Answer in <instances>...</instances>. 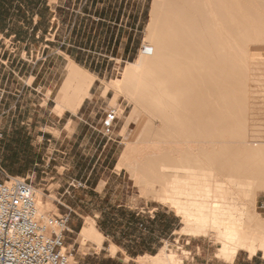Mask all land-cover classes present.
Returning <instances> with one entry per match:
<instances>
[{
	"label": "bare ground",
	"instance_id": "obj_1",
	"mask_svg": "<svg viewBox=\"0 0 264 264\" xmlns=\"http://www.w3.org/2000/svg\"><path fill=\"white\" fill-rule=\"evenodd\" d=\"M142 46L111 84L135 102L122 129L134 131L117 166L138 170L147 188L155 182L166 187L154 191L181 215L184 230L195 236L213 232L227 261L240 250L264 251V220L254 207L264 191V109L254 111L262 105L250 86L264 81V0H155ZM95 80L70 60L56 97L58 115L77 113ZM34 191L47 215L44 191ZM245 211L255 214L244 221ZM84 225L82 240L103 245L94 219ZM138 259L181 264L166 246Z\"/></svg>",
	"mask_w": 264,
	"mask_h": 264
},
{
	"label": "rangeland",
	"instance_id": "obj_2",
	"mask_svg": "<svg viewBox=\"0 0 264 264\" xmlns=\"http://www.w3.org/2000/svg\"><path fill=\"white\" fill-rule=\"evenodd\" d=\"M46 1L0 0V100L4 104V101L8 98L7 109L17 97L13 91L24 85L17 77L19 75L27 76L29 74L28 64H32L33 59L37 60L43 56V52L39 57L37 56L38 52L35 56L32 54L34 37L38 41V43L36 42L37 46L42 43H52L51 47L57 48L59 35L55 37L56 40H52L57 28V19L53 22V12ZM51 1L55 8L56 0ZM154 1L149 0L147 6L149 11L145 23L142 24L143 28L140 32L142 45L149 33ZM51 28L53 30L51 34L43 35L41 33L39 38L36 37L38 30L45 31L44 29ZM82 43H85V40H82ZM50 50L48 48L45 55ZM139 54L133 56L130 61L125 62L120 60L108 62V58L105 57V64L99 63V66L89 63L81 64L90 71H95L103 65V72L106 73V77L98 79L92 89V93L95 94L96 106L85 117L88 122L83 121L73 135L74 138H80L81 144L75 146L67 144L63 146L60 144L46 145L45 143L32 144L38 142L39 136L43 134L46 135V138L53 137L52 133L60 135V130L57 127L53 128L52 125L53 117L58 115L54 108L57 103L56 97L59 86L52 95L50 89H47L48 82L40 93L34 92L31 95L28 91L23 96L25 102L22 108L23 114L19 117L17 125L15 121L12 123L14 111L11 112L8 118L6 115H0V127L4 131L3 139L0 140L1 165L6 173L11 176L27 178L29 181L32 180L34 187L44 191L46 208L49 206L46 212L48 216L70 214V230L65 235L64 243L70 255L71 264H97L99 261H103L105 255L109 252V249H107L109 242L107 241L101 245L96 240L89 239L85 242L82 240L80 232L88 218L94 219L95 225L102 234L104 230L109 232L113 240L123 246L131 244L130 240L139 237L141 232L144 231L139 225L137 226L138 218L148 220L150 224L154 225L156 231L152 241L155 242L153 244L156 248L155 252L143 253L142 251L147 249L149 245H144L139 241L131 248L126 246L133 254L129 253L130 255H128L125 251L118 254L121 264H141L138 259L140 255H157L164 246H166L167 253H174L178 256L181 264H193L194 248L198 245L203 246V249H208L209 255H213L215 258L213 262H217L219 259H224L219 254L223 245L215 239L213 232L206 236L188 234L184 230L186 223L181 215L177 214L174 207L172 208L171 205L160 200L154 191L156 188L161 190L166 187L162 188L160 182H155L149 184L147 188L141 182L138 170L134 172L126 166L121 168L117 166L121 160L122 152L127 143L130 142L131 134L134 131V127L129 128L126 132H123L122 129L128 118L127 116L135 107V102L126 92L117 93L111 84L117 78L123 76L128 63L134 62ZM18 61H20L19 67L16 66ZM58 68L60 67L45 66L41 71V75H49V72L53 70L50 77L52 78ZM60 76L62 79L64 74L57 72V77ZM262 82L264 81L250 84L251 89H254L252 92L253 99H257L259 106L262 105V110L261 108L254 109L256 112L264 109V94L263 96L261 94L262 97H260L255 91L259 86H262L261 89H258V92H264ZM107 86L111 87L108 93L105 94L104 91ZM116 93L118 102L113 104L112 99L116 96ZM253 93L256 94L253 96ZM34 94H37V96H34ZM258 96L260 101L257 98ZM47 97H50V102L46 107H43L42 104H46ZM115 107L120 108V111H117L119 119L115 123L113 133L106 135L104 133L105 116L107 112L114 110ZM19 111L20 109H18V113ZM22 121L26 123L23 125ZM65 122L64 119L59 127H63ZM16 126H18V130ZM73 126L74 124L71 122L67 124L68 133L73 131ZM199 172L208 174L209 169ZM90 173L92 174L88 178ZM73 179L82 182L83 186L76 187L73 184L69 186ZM67 180L70 182H67ZM151 185H154L153 188ZM263 200L264 191L259 193L255 201L256 204H254L255 213L262 220H264V208H261ZM138 211H141L139 215H137ZM249 212L247 211V214L245 211L244 221L249 220L254 213L253 211ZM150 215H156V217L152 218ZM159 236H162L163 240L156 243L155 239ZM103 246H106V248ZM158 246H160L159 249H157ZM96 251L101 252L98 254ZM110 251L112 252V247ZM240 251L244 252L245 250ZM259 252L264 254L262 250H259Z\"/></svg>",
	"mask_w": 264,
	"mask_h": 264
},
{
	"label": "crops",
	"instance_id": "obj_3",
	"mask_svg": "<svg viewBox=\"0 0 264 264\" xmlns=\"http://www.w3.org/2000/svg\"><path fill=\"white\" fill-rule=\"evenodd\" d=\"M56 2V7L54 8L51 0L46 1L47 5L50 6V10L53 12V22L57 19V28L55 29L52 39L53 41L56 40L55 37L59 35L57 48H52V43H42L37 46L36 42L38 43V41L34 37L32 54L35 56L36 52H38L37 56L39 57L43 52V56L37 60L33 59V63L28 64L29 74H27V76L19 75L17 77L24 85L17 88L16 91H13L17 97L14 100V103L10 105L9 109L6 108L8 98L4 101V104H2V100H0V115H6L8 118L11 112L14 111L12 114V123L15 121L16 125L19 123V117L23 114L22 108L25 103L23 96L27 94L28 91H30L31 95L34 92L40 93L47 85V82L49 83L47 89H50L51 95L58 86L59 92L65 76L66 66L70 60H74L79 65L89 63L97 64V66H99V63L105 64V57L108 58V62L111 60L125 62L130 61L133 59V56L139 54L142 47L140 32H142V24L145 23L149 11L147 8L149 0H56ZM44 30L45 31L38 30L36 37L39 38L41 33L43 35H46L47 33L51 34V31H53L52 28ZM82 40H85V43H82ZM48 48L51 50L45 55ZM19 64L20 61L16 63V66L19 67ZM45 66H57L60 68H58L56 73L50 78L53 70L49 72V75H41V71ZM103 70V65H101L97 70L91 71L96 75L95 82L98 79L106 77V73L103 72ZM57 72L64 74L62 79L61 76L57 77ZM34 96H37V94H34ZM43 100H45V98H43ZM49 100L50 97H47L46 104H42L43 107H46L49 104ZM95 106V94L92 93L91 90V94L85 99L77 113L66 110L63 115L53 117V128L57 127L60 130V135L52 133L53 137L46 138V135L43 134L42 136H39L38 142L32 144H60L61 146L65 144L72 146L81 144L80 138H74L73 135L83 121L85 123L88 122L85 117L89 115L90 111ZM18 109H20L19 113ZM64 119L66 122L64 126L60 128L59 125ZM70 122L74 124V126L73 131L68 133L67 124ZM25 123V121H22L23 125ZM16 128L18 130V126H16ZM0 129L3 131L1 127ZM54 141L56 142L54 143ZM91 174L92 173H90L88 178H90ZM30 181L33 183L32 180ZM67 182L70 181L67 180ZM76 182V179H73L69 186ZM140 213L141 211H138L137 215ZM151 217L155 218L156 215ZM138 225L144 231L141 232L139 237L131 239V244L126 246L131 248L141 241L142 244L149 245L147 249L142 251L143 253L155 252L156 248L155 245H153L155 242L152 241V238L154 239L155 237L156 231L154 225L150 224L148 220H144L143 218H138L137 226ZM103 232V244H105L106 241L109 242L107 247L109 252L105 255V259L99 261L97 264H121L118 258V254L121 253V251H125L128 255L133 254V252H131V250L129 251L126 246L119 245L115 242L109 232L105 230ZM162 240V236L155 239L156 243H159ZM113 244L119 248L115 254L110 251ZM103 247L106 248V246ZM159 247L160 246H158L157 249H159ZM96 252L99 254L101 251ZM214 259L213 255H209V250L203 249V246L198 245L194 248L193 264H264V254H260L259 251L255 254H250L249 251H239L232 261L219 259L217 262H213Z\"/></svg>",
	"mask_w": 264,
	"mask_h": 264
},
{
	"label": "built area",
	"instance_id": "obj_4",
	"mask_svg": "<svg viewBox=\"0 0 264 264\" xmlns=\"http://www.w3.org/2000/svg\"><path fill=\"white\" fill-rule=\"evenodd\" d=\"M105 118L104 133L111 135L118 114L112 110ZM3 136L0 129V140ZM17 177L7 174L0 162V264H71L64 243L70 214L42 215L33 183Z\"/></svg>",
	"mask_w": 264,
	"mask_h": 264
}]
</instances>
